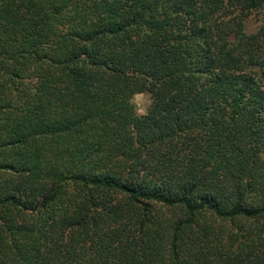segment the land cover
Listing matches in <instances>:
<instances>
[{"label":"trees","instance_id":"obj_1","mask_svg":"<svg viewBox=\"0 0 264 264\" xmlns=\"http://www.w3.org/2000/svg\"><path fill=\"white\" fill-rule=\"evenodd\" d=\"M253 12L0 0V264H264Z\"/></svg>","mask_w":264,"mask_h":264},{"label":"rangeland","instance_id":"obj_2","mask_svg":"<svg viewBox=\"0 0 264 264\" xmlns=\"http://www.w3.org/2000/svg\"><path fill=\"white\" fill-rule=\"evenodd\" d=\"M261 24H264V14L260 12H253L247 16L245 21V27L247 31L256 30ZM129 102L135 105V109L138 115L146 112L147 106L150 102V96L148 93H137L129 98Z\"/></svg>","mask_w":264,"mask_h":264}]
</instances>
